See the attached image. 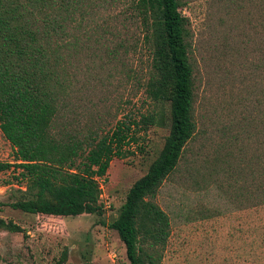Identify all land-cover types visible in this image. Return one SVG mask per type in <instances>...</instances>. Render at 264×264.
I'll return each mask as SVG.
<instances>
[{
  "label": "rangeland",
  "instance_id": "obj_1",
  "mask_svg": "<svg viewBox=\"0 0 264 264\" xmlns=\"http://www.w3.org/2000/svg\"><path fill=\"white\" fill-rule=\"evenodd\" d=\"M256 1L179 0L187 19L196 131L154 198L170 226L160 264H264V203L262 198L252 207L250 194L254 184L263 185L264 168V71L257 68L264 32ZM69 4L64 33L52 37L62 85L52 132L64 129L82 140L134 121L138 146L112 159L99 180L100 215L14 210L10 204L26 197V185L13 178L16 171L0 173V219L19 228L0 229V264H129L109 224L169 133V104L154 103L145 93L151 56L131 0ZM150 113L162 124L140 130L141 117ZM13 159L0 132V162Z\"/></svg>",
  "mask_w": 264,
  "mask_h": 264
},
{
  "label": "trees",
  "instance_id": "obj_2",
  "mask_svg": "<svg viewBox=\"0 0 264 264\" xmlns=\"http://www.w3.org/2000/svg\"><path fill=\"white\" fill-rule=\"evenodd\" d=\"M70 1L74 0L59 4L56 0H0V132L14 151L13 163L0 162V173L16 171L13 178L26 185V197L10 204L25 214L100 215L99 180L112 159H123L132 154L127 147L138 146L132 133L138 127L134 121L118 122L110 134L89 133L82 140L64 129L52 132L62 89L52 37L64 33ZM131 4L141 19L151 56L145 93L154 103L169 104L170 127L159 155L131 186L109 228L123 243L129 264H160L170 226L154 198L196 131L193 72L186 43L187 19L179 11V0H131ZM256 7L264 32V0H257ZM61 12L59 19L52 16ZM261 53L257 68L264 71V42ZM261 100L264 105V94ZM139 123L142 131L162 124L153 113L142 116ZM262 172L263 185L252 186V207L261 204L262 198L264 203V168ZM0 229L19 231L2 219ZM65 259L66 253L60 263Z\"/></svg>",
  "mask_w": 264,
  "mask_h": 264
}]
</instances>
